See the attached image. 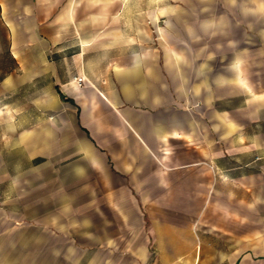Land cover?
Here are the masks:
<instances>
[{"label":"crops","instance_id":"obj_1","mask_svg":"<svg viewBox=\"0 0 264 264\" xmlns=\"http://www.w3.org/2000/svg\"><path fill=\"white\" fill-rule=\"evenodd\" d=\"M213 233L264 259V0H0V264H218Z\"/></svg>","mask_w":264,"mask_h":264},{"label":"rangeland","instance_id":"obj_2","mask_svg":"<svg viewBox=\"0 0 264 264\" xmlns=\"http://www.w3.org/2000/svg\"><path fill=\"white\" fill-rule=\"evenodd\" d=\"M209 116V115H208ZM207 227H205V230L203 231V233L206 235V238H209V235L211 236V232L210 230L206 229ZM212 235H216V239H214L213 241V246L216 250H218L220 252V256L215 257L213 256L212 260H217L218 264H230V262L232 261V258L230 256H228V254L232 253V248L234 247V253L236 255V257L234 259L237 258V255L239 253H241L242 251L238 249L237 246H239L238 242H232V240H226L221 238V236H218L217 233H213ZM251 254L254 255H258L260 252L255 250V249H251L250 250ZM254 264H264V259H257L254 260L253 262Z\"/></svg>","mask_w":264,"mask_h":264},{"label":"built area","instance_id":"obj_3","mask_svg":"<svg viewBox=\"0 0 264 264\" xmlns=\"http://www.w3.org/2000/svg\"><path fill=\"white\" fill-rule=\"evenodd\" d=\"M80 80V79H79Z\"/></svg>","mask_w":264,"mask_h":264},{"label":"trees","instance_id":"obj_4","mask_svg":"<svg viewBox=\"0 0 264 264\" xmlns=\"http://www.w3.org/2000/svg\"><path fill=\"white\" fill-rule=\"evenodd\" d=\"M62 96V95H61Z\"/></svg>","mask_w":264,"mask_h":264}]
</instances>
